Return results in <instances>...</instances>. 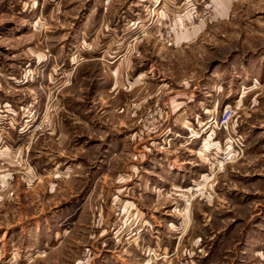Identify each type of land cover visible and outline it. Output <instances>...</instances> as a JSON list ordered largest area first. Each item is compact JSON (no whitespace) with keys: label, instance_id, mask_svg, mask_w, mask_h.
Segmentation results:
<instances>
[{"label":"rangeland","instance_id":"obj_1","mask_svg":"<svg viewBox=\"0 0 264 264\" xmlns=\"http://www.w3.org/2000/svg\"><path fill=\"white\" fill-rule=\"evenodd\" d=\"M0 264H264V0H0Z\"/></svg>","mask_w":264,"mask_h":264},{"label":"built area","instance_id":"obj_2","mask_svg":"<svg viewBox=\"0 0 264 264\" xmlns=\"http://www.w3.org/2000/svg\"><path fill=\"white\" fill-rule=\"evenodd\" d=\"M230 112L231 109H227L226 111L223 112L222 116L220 117V119L218 120V125L222 126L225 125L228 121V118L230 117Z\"/></svg>","mask_w":264,"mask_h":264}]
</instances>
